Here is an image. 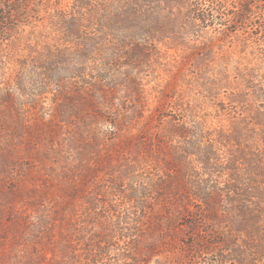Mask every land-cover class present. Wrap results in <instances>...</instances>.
<instances>
[{
	"label": "rangeland",
	"instance_id": "rangeland-1",
	"mask_svg": "<svg viewBox=\"0 0 264 264\" xmlns=\"http://www.w3.org/2000/svg\"><path fill=\"white\" fill-rule=\"evenodd\" d=\"M71 2L60 4L70 8ZM239 2L226 0V6ZM4 39L0 35V264H164L167 252L187 254V240L167 238L165 227L164 209L174 208L196 173L191 169L198 170L193 156L180 161L185 141L175 129L184 124L197 132L203 123L215 160L228 163L235 149L220 141L242 114H233L225 94L216 101L223 110L216 105L187 110L191 101L179 96L178 72L193 62L181 51L162 49L143 69L142 98L124 94L121 86V94L109 91L102 100L53 99V86L36 102L41 87L36 69L29 62L22 71L17 46ZM240 52L233 54L235 61L243 58ZM224 55L216 50V69ZM242 140L243 134V146ZM239 167L243 175V163ZM226 179L220 174L214 188L225 202L231 196ZM225 202L215 207L213 232L241 229L232 239L242 245L243 228L232 224ZM192 205L189 210L206 212L200 203ZM202 230L199 223L197 242ZM216 250L192 254L184 264H238Z\"/></svg>",
	"mask_w": 264,
	"mask_h": 264
},
{
	"label": "trees",
	"instance_id": "trees-1",
	"mask_svg": "<svg viewBox=\"0 0 264 264\" xmlns=\"http://www.w3.org/2000/svg\"><path fill=\"white\" fill-rule=\"evenodd\" d=\"M60 2L0 0L3 41L17 46L21 70L31 62L40 78L34 101L53 86L57 89L51 93L53 99L85 95L102 100L109 91L120 93L121 86H126L124 94L133 91L142 98L143 69L154 62L157 51L183 52V59L193 62L178 72L179 96L191 101L185 108L219 106L216 101L225 94L226 104L236 110L233 114L240 112L242 118L231 121L233 131L220 141L235 149L223 164L215 160L203 123H198L197 132L184 124L176 126V134L185 141L179 159L193 156L198 170L191 169L196 173L174 208L164 209L167 238L176 236L180 243L186 239L184 245L191 250L165 253L164 264H184L194 254L217 248L238 264L264 259V0H243L230 9L226 0H72L70 8ZM216 50L226 53L218 69L213 60ZM242 50L243 58L235 61L233 54ZM220 174L227 176L225 190L231 193L227 202L214 190ZM223 202L232 224L236 221L243 228L242 245L232 239L241 229L213 232L215 207ZM193 203L203 205L206 212L189 210ZM199 223L204 230L198 243L194 231Z\"/></svg>",
	"mask_w": 264,
	"mask_h": 264
}]
</instances>
